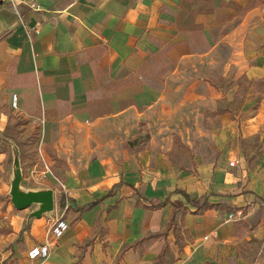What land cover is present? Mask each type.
<instances>
[{"label": "crops", "instance_id": "0c3cea01", "mask_svg": "<svg viewBox=\"0 0 264 264\" xmlns=\"http://www.w3.org/2000/svg\"><path fill=\"white\" fill-rule=\"evenodd\" d=\"M30 146L39 174L21 169ZM18 174L53 208H16ZM61 213L68 230L27 260ZM262 216L264 0L3 2L0 264H260Z\"/></svg>", "mask_w": 264, "mask_h": 264}, {"label": "built area", "instance_id": "2783aa9c", "mask_svg": "<svg viewBox=\"0 0 264 264\" xmlns=\"http://www.w3.org/2000/svg\"><path fill=\"white\" fill-rule=\"evenodd\" d=\"M9 1L11 3L16 2H22L24 0H0V6L3 4V2ZM11 107L13 109L17 108V94L13 93L11 96ZM88 121L90 120L87 119ZM237 215L240 214L239 211L236 212ZM234 217V214H229L228 219H232ZM69 223L66 220V218L63 216V214L55 217L49 227L46 230V234L48 236V239L39 244H35L31 246L26 251V259L29 261H34L37 259H44L48 257L50 253L51 246L56 243V241L68 230Z\"/></svg>", "mask_w": 264, "mask_h": 264}, {"label": "rangeland", "instance_id": "374dc122", "mask_svg": "<svg viewBox=\"0 0 264 264\" xmlns=\"http://www.w3.org/2000/svg\"><path fill=\"white\" fill-rule=\"evenodd\" d=\"M243 85L245 86V84H243ZM17 122H20V121L16 119V123ZM30 137H34V132L31 133ZM257 138L258 137H255V141L256 140L258 141ZM258 143L260 144V146L257 147V149H258V151H261L260 148L263 145H262L261 142H258ZM255 144L257 145V143H255ZM21 150H22V159H23V163L21 165V169H22L23 174H25V172L27 171L28 166L34 165L35 163H37V164L35 165L36 167H35V169H34L33 172L39 174L38 172L40 170V167L43 166V162L40 160V156H39L38 150L36 148L32 147V146H30V147H23ZM252 158H254V156ZM252 158L249 160V162L247 164H248V166L255 167L257 165L258 161L255 160V161L251 162L252 161ZM238 164H239V161L236 160V159H234L232 162H229V166L230 167L231 166H234L235 167ZM42 179H44V177L43 178H41L40 176H37L35 178L30 177L28 179V182L27 183L28 184H33V185H39L40 186V184H42ZM61 182H62L61 179L60 180L59 179H56L54 181V183L56 184V186H60L61 185ZM262 217H263V220H264V216H262ZM263 244H264V242L262 241V247L260 249V252L262 251L261 255L259 256V258H256L255 259V261H259L260 264H264V248H263ZM17 260H18V258L15 257L8 264H17ZM159 262H160V259L158 258L155 263H159ZM155 263H153V264H155Z\"/></svg>", "mask_w": 264, "mask_h": 264}, {"label": "water", "instance_id": "95a60500", "mask_svg": "<svg viewBox=\"0 0 264 264\" xmlns=\"http://www.w3.org/2000/svg\"><path fill=\"white\" fill-rule=\"evenodd\" d=\"M19 180L18 174L11 190V201L16 208H24L34 202L41 203V212L53 208V192L51 190L21 193L18 189Z\"/></svg>", "mask_w": 264, "mask_h": 264}, {"label": "trees", "instance_id": "16d2710c", "mask_svg": "<svg viewBox=\"0 0 264 264\" xmlns=\"http://www.w3.org/2000/svg\"><path fill=\"white\" fill-rule=\"evenodd\" d=\"M175 191L178 192V193L183 194L184 197L189 200L188 194L186 192H184L183 190L176 189ZM167 202H168V199L166 198L163 201H158V202L151 203L148 207H150V208H158V207L163 206ZM191 202L195 206V211H197L198 209H205V208H208V207L212 206L211 204H207L205 202H202L201 204H198L195 201H191ZM58 205H59V207H64V196H63L62 193H60L59 196H58ZM175 205H178V203H176ZM88 206H89V204H86L84 206L79 207L78 209L79 210H83V209L87 208ZM175 213H176V210L174 209L172 211V214H171V220H173V218L175 216Z\"/></svg>", "mask_w": 264, "mask_h": 264}]
</instances>
